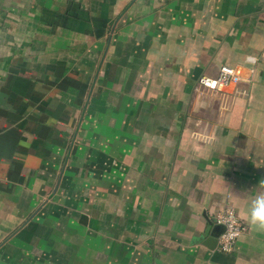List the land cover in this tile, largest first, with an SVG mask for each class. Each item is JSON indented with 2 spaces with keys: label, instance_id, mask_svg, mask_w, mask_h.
<instances>
[{
  "label": "crops",
  "instance_id": "1",
  "mask_svg": "<svg viewBox=\"0 0 264 264\" xmlns=\"http://www.w3.org/2000/svg\"><path fill=\"white\" fill-rule=\"evenodd\" d=\"M261 180L264 0H0V264H264Z\"/></svg>",
  "mask_w": 264,
  "mask_h": 264
},
{
  "label": "built area",
  "instance_id": "2",
  "mask_svg": "<svg viewBox=\"0 0 264 264\" xmlns=\"http://www.w3.org/2000/svg\"><path fill=\"white\" fill-rule=\"evenodd\" d=\"M243 82V68L224 65L218 75L201 76L196 83L195 91L199 93H223L231 86H237ZM216 222L224 227V232L218 238V249L225 253L234 250L238 239L245 233L246 227L238 217L236 211L229 206L217 215ZM239 233L233 236L232 232Z\"/></svg>",
  "mask_w": 264,
  "mask_h": 264
},
{
  "label": "clouds",
  "instance_id": "3",
  "mask_svg": "<svg viewBox=\"0 0 264 264\" xmlns=\"http://www.w3.org/2000/svg\"><path fill=\"white\" fill-rule=\"evenodd\" d=\"M259 185L264 186V180H261ZM241 215L246 219L251 231L264 233V191L253 193L249 202L241 210ZM232 235L237 236L239 233L233 231Z\"/></svg>",
  "mask_w": 264,
  "mask_h": 264
},
{
  "label": "water",
  "instance_id": "4",
  "mask_svg": "<svg viewBox=\"0 0 264 264\" xmlns=\"http://www.w3.org/2000/svg\"><path fill=\"white\" fill-rule=\"evenodd\" d=\"M224 232V227L222 225H218L215 227V230H212L210 233V237L207 240V244L210 248H213L218 243L219 236Z\"/></svg>",
  "mask_w": 264,
  "mask_h": 264
}]
</instances>
